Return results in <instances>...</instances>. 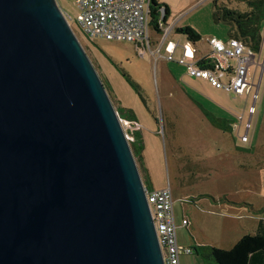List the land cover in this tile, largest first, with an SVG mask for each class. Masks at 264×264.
I'll return each instance as SVG.
<instances>
[{
  "label": "water",
  "instance_id": "95a60500",
  "mask_svg": "<svg viewBox=\"0 0 264 264\" xmlns=\"http://www.w3.org/2000/svg\"><path fill=\"white\" fill-rule=\"evenodd\" d=\"M0 264H164L119 115L56 0H0Z\"/></svg>",
  "mask_w": 264,
  "mask_h": 264
},
{
  "label": "rangeland",
  "instance_id": "374dc122",
  "mask_svg": "<svg viewBox=\"0 0 264 264\" xmlns=\"http://www.w3.org/2000/svg\"><path fill=\"white\" fill-rule=\"evenodd\" d=\"M159 1L170 8L167 24L194 29L202 37L198 44L202 50L208 48L207 38L227 40L232 36L229 34L230 26L215 19L214 4L237 12L248 10L243 0ZM58 4L64 13L72 17L74 33L100 79L107 85L115 110L121 107V102L123 108L132 109L140 119L146 136L151 131L157 132L146 140L147 157L153 162L155 185L171 187L177 224L180 225L181 217L178 216L183 212L181 199L187 196L189 201H184L185 213L197 225L217 227L204 218L201 203L197 206L193 204L202 193H209L218 199L225 196L233 199L234 216L243 215L245 210L252 213L253 208L264 210L263 41L260 57V65L263 66L250 69L251 79L255 77L256 84H259L256 113L251 119L250 141L242 142L238 135L239 117L244 116L240 128L242 133L245 123L250 120L248 111L254 103L251 95L246 99V96L225 93L205 80L189 77L179 64L165 62L162 58L156 61L149 53L141 57L133 43L104 39L90 41L74 23L79 15L75 1L58 0ZM153 39L159 44L162 41L159 37ZM172 39L183 43L186 37L176 34ZM205 112L231 121L233 131L225 133L214 127ZM261 213L257 210L255 214ZM237 219L231 232L234 244L258 227L252 218ZM209 229L204 230V234L211 241H216L214 247L221 248L218 230ZM192 230L190 233L179 228V240L194 244ZM187 256L181 257V264H213L194 253Z\"/></svg>",
  "mask_w": 264,
  "mask_h": 264
},
{
  "label": "built area",
  "instance_id": "2783aa9c",
  "mask_svg": "<svg viewBox=\"0 0 264 264\" xmlns=\"http://www.w3.org/2000/svg\"><path fill=\"white\" fill-rule=\"evenodd\" d=\"M56 1L58 3V0ZM74 1L79 9V15L74 23L90 41L104 39L133 43L141 57L149 53L156 61L162 58L167 62L177 63L186 69L189 77L205 80L215 89L225 93L237 97L246 96V99L251 95L254 103L248 111L250 120L245 123V129L241 133L244 116H240L238 131L240 140L249 142L251 119L256 113V103L259 98V84H256L255 77L251 79L250 69L263 66L260 65L263 47L258 54L240 39L230 37L227 40H221L210 37L206 39L208 48L201 52L197 43L187 38L183 43L172 39L174 35H180L177 31L179 27L167 24L164 20V8L160 10L158 28L153 27L151 0ZM61 11L72 28V17L64 13L62 9ZM153 37L162 39L161 43H157ZM262 37L264 43V36ZM119 119L126 139L131 144L142 126L136 120L120 117ZM144 187L164 264H181V257L192 255L193 252L191 248L179 244L177 234L179 227L172 191L170 188L148 190L146 186ZM188 224V220L182 221L183 227Z\"/></svg>",
  "mask_w": 264,
  "mask_h": 264
},
{
  "label": "trees",
  "instance_id": "16d2710c",
  "mask_svg": "<svg viewBox=\"0 0 264 264\" xmlns=\"http://www.w3.org/2000/svg\"><path fill=\"white\" fill-rule=\"evenodd\" d=\"M243 1L248 5L246 12H237L214 4V17L217 21H223L230 26L229 34L232 35L230 37L244 41L248 47L252 48L256 53H259L263 41L264 0ZM162 8L165 10L164 20L167 21L170 14L169 6L158 0H151L152 25L156 29L158 28V20ZM177 31L193 43H198L202 39L201 35L189 26L180 27ZM102 83L108 93L107 85L103 81ZM134 88L137 89L136 87ZM116 112L120 118L136 120V115L132 109L118 107ZM204 114L214 127L225 133H231L233 131V123L231 121L227 119H216L207 112ZM130 147L143 184L148 190H151L148 183L149 175L143 158L144 144L139 134H136L135 141L130 144ZM191 249L195 255L213 264H264V220H260L254 232L244 235L231 248L223 249L214 246L195 245Z\"/></svg>",
  "mask_w": 264,
  "mask_h": 264
},
{
  "label": "crops",
  "instance_id": "0c3cea01",
  "mask_svg": "<svg viewBox=\"0 0 264 264\" xmlns=\"http://www.w3.org/2000/svg\"><path fill=\"white\" fill-rule=\"evenodd\" d=\"M199 43H197L198 49L201 52H203L204 50H202L199 47V45H198ZM175 64H177V63H175ZM120 106L123 107L121 102H120ZM215 118L218 119L217 117H215ZM136 121H138L141 124L140 119L137 117V115H136ZM141 126H142V129L137 134H139L141 136L143 144H144L143 158H144L145 166H146V169H147L148 175H149V182L148 183H149L150 189L151 190H163V189H166V186H157V185H155V182H154V179H153V174H152L153 162H152V160H149V158L147 157V148L148 147H147L146 140L149 137H151L152 134L153 135L157 134V132L155 130L151 131L150 135L146 136L145 133L143 132L144 131L143 124H141ZM158 133H159V131H158ZM249 141H250V139H249ZM170 189H171V187H170ZM200 196H203V197H200ZM187 200L189 201V197H187V196H185V199H181V201H182L181 202V206L183 208V212L179 213L178 218L181 217L180 218L181 221H179L180 225H178V224L177 225H178L179 228H183V229H186V230L190 231V233H191V228H192L193 229L192 230V236H193V241L195 243L194 244L185 243V241L179 240V237H178L179 244L181 246H183V247L192 248L195 245L214 246V244H215L214 242H216V241H211L204 234V230H210L209 228H211L212 231L218 230V232L220 234V237H221L220 241L222 242V244H221L222 247L221 248H223V249L231 248L234 245V241H233V239H231V232L234 230V220H239L237 218H241L240 220H242L244 218H252V220H254L256 222L257 226H258L260 220H262V219L264 220V210L257 209V210H259V212H263V213L258 215V214H255L257 210L255 208H253L252 209V213L249 212L248 210H245L243 215L234 216V200L233 199H230V198H228L226 196L223 197V198L221 197V199H218L216 197H213L209 193H202L197 198V201H195V203H193V204L197 206V205H199L201 203L200 206L203 205V207L201 209L202 210L201 212L204 215V218H207L208 220H211L215 225H217V227L215 226V227L212 228L209 224H198L197 225L196 222L192 220V217H189L188 214L185 213V211H184V204L186 203L184 201H187ZM202 201H204V202H202ZM174 211H175V202H174ZM175 216H176V211H175ZM176 218H177V216H176ZM183 220H188L189 224L186 227L182 226V221ZM176 221H178V220L176 219ZM204 227H205V229H204ZM220 227H222V228H220ZM228 234H229V236H228ZM183 257L186 258L188 256L185 255Z\"/></svg>",
  "mask_w": 264,
  "mask_h": 264
}]
</instances>
